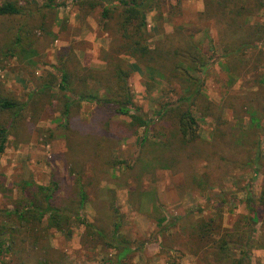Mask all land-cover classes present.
Masks as SVG:
<instances>
[{
    "label": "trees",
    "instance_id": "16d2710c",
    "mask_svg": "<svg viewBox=\"0 0 264 264\" xmlns=\"http://www.w3.org/2000/svg\"><path fill=\"white\" fill-rule=\"evenodd\" d=\"M72 1L79 10L81 26L84 25L87 17L92 15L98 7L103 6L102 23H99V26L102 31L111 33L113 37L106 59V69L97 71L81 66L75 54H71L72 49L68 48L64 51L65 60L59 70L60 78L56 79L48 74L47 78L40 81L34 94L27 101L21 102L7 95L0 85V120H2L0 122V155L4 151L6 138L16 129L17 122L23 119L28 111L32 114L30 119L37 120L40 116L38 105L42 107L38 97L56 86L63 101L62 124L59 128L67 135L68 140V152L64 155V160L70 168V174L75 178L76 192L66 200L65 204H58L61 200L59 194L62 181L54 174L50 176L48 187L36 185L34 182L25 186L22 198L16 201L18 205L14 210L1 211L3 218L12 225L0 222V264H5L2 259L3 236H8L12 247L26 248L31 260L36 256V260L31 264H59L62 259L59 251L49 247L47 252L52 256L48 259V255L43 257L42 248L45 244L47 245L48 233L51 229L70 236L72 233L69 224L73 219L80 222L87 234L101 239L107 249L115 252L114 257L107 259L103 264H125L137 248H133L131 241L119 234L120 216L112 202L103 206L106 215L109 212L117 219L113 223L111 233L95 227L86 220L83 210L88 202V195L83 185V178H86L90 185L94 181L106 180L108 171L121 164L113 159L111 151L117 142L128 138L138 129L144 131L141 149L152 144L155 148L159 145L158 149L161 151L156 157L147 155V150L144 152L137 166L141 174L156 173L159 169L171 171L174 167L180 166L182 160L186 158L187 169L190 172L189 189L205 192L208 188L217 186L222 178L212 180L210 174L199 175L191 169L190 162L195 159H205L209 162L211 155L220 150L247 159V163L240 167L253 169L254 175H262L263 182L258 200L255 201L254 195L249 192L244 201L235 203L234 207L244 205L247 214L239 215L238 221L232 227L223 226L219 213L215 218L201 216V209L187 212L188 215L195 214L198 217L183 229L187 236V241L183 245L184 250L193 257L201 256L200 260L204 264H250L252 251L264 250V165L261 162L259 149V141L264 134V110L261 115L262 123L252 124L245 130L242 127L245 113L236 102L241 98L229 97L227 100L235 104L230 103L226 107L233 111L234 121L223 120L222 110L209 101L202 92L204 84L202 73L209 62L212 64L218 59L225 60L229 72L236 77H242L251 72L249 68L251 62H243L241 57L245 51L254 48L255 43L263 38L264 26L249 25L247 18L255 16L264 7V0H217L205 12L199 14L200 19L212 18L216 21L217 33L223 46V54L214 56L211 60L203 55L191 42L190 36L184 34V31L179 28L165 34L163 40L155 43L154 48L147 45L151 39V28L146 22V15L158 7L160 0ZM32 7L20 5L16 0H0L1 54L14 56L17 50L22 49L38 53L34 47L33 33L36 30L34 26L37 25V28L46 35L50 23H47L44 10L54 11L59 4L56 0H47L43 9L31 11ZM8 25L14 27L12 33V27H7ZM261 56L262 53L257 56V59ZM123 57L133 59L138 67L150 73L152 77L162 78L170 85L178 84L184 93L177 98L175 104L167 103L155 116L148 117L133 101L130 92L132 72ZM256 64L261 65L259 61ZM190 71L201 73V75L195 77ZM76 79V84L80 87L78 89L73 88ZM96 84L104 90L102 97L90 92L92 85L96 86ZM153 85L155 84L148 83L147 86ZM82 103L95 105L91 119L86 124L78 118L77 114ZM247 107L249 111L246 114L252 113L249 116L255 119L257 110L249 104ZM192 108L197 109L202 117H210L215 121L210 142L201 141L198 136ZM116 116L127 117L129 122L114 126L113 119ZM157 122L166 124L160 125V144L150 143L147 136L150 130L155 129ZM33 128L31 127V130ZM39 131L42 132V130ZM47 133L51 138L52 132ZM111 133L120 135L114 144L110 143ZM75 135H78L80 140H77ZM200 144L206 147L202 150L194 149L192 153L188 152L189 148L193 149ZM205 151L211 155L205 154ZM217 156H221L219 160L226 163L224 156L220 154ZM89 166L92 176L85 177L86 168L89 169ZM12 191V186L6 182L3 175H0V194L12 195ZM132 197L133 194L130 202L134 204L133 206L136 205L137 209L138 204ZM159 207L155 197L153 210L156 211ZM258 209L262 214L260 220ZM242 222L243 226L240 225ZM177 223L176 218L168 219L160 227L159 236L162 237ZM258 223H260L259 235L252 245L255 226ZM233 248L240 250L241 256L237 259L230 253Z\"/></svg>",
    "mask_w": 264,
    "mask_h": 264
},
{
    "label": "rangeland",
    "instance_id": "374dc122",
    "mask_svg": "<svg viewBox=\"0 0 264 264\" xmlns=\"http://www.w3.org/2000/svg\"><path fill=\"white\" fill-rule=\"evenodd\" d=\"M20 5L33 6L31 11L43 9L47 0H16ZM110 2L114 0H109ZM217 0H160L158 7L146 15V22L151 28V39L147 42L150 48L155 43L163 40L165 34L179 28L184 34L190 36L191 42L199 48L201 53L211 58L223 54V46L217 33L216 21L207 18H199V14L206 11ZM29 2V4H27ZM59 7L54 11H45L48 33L45 35L35 25L33 50H17L14 56L0 53V85L7 95L18 101L25 102L35 92L41 80L53 75L60 78V68L65 60V49L71 48V54H75L81 66L93 70L104 71L108 50L113 42L111 33L102 31L99 23H102L101 11L103 6L98 7L95 12L87 17L93 26H89L87 19L81 26L80 14L77 6L72 0H56ZM198 5V7H197ZM199 9V11H198ZM77 11L75 20L77 23L70 24V15ZM79 21V23H78ZM35 24L33 22H30ZM202 23V24H199ZM249 25L264 26V7L255 16L247 18ZM12 25V24H11ZM8 25L7 27H10ZM12 27V26H11ZM14 27L11 29V33ZM262 53L261 58L257 56ZM241 57L243 62L250 63L251 72L242 77L231 74L225 60L218 59L204 68L203 94L214 105L222 110L221 118L228 122L234 121L233 111L226 106L230 103L229 97L241 98L236 101L243 109V129H248L252 124L262 123V112L264 110V36L255 43L254 48L244 52ZM128 68L131 69L130 92L136 105L152 118L161 108L167 104H175L177 98L184 92L178 84H167L162 78L147 73L138 67L136 62L128 57H123ZM209 60V61H210ZM94 61V64H93ZM257 61L261 65H257ZM94 65V66H93ZM105 66L104 69H99ZM190 73L199 77L201 73ZM82 73L80 74V76ZM74 81V89L80 88ZM148 83L155 84L152 87ZM150 87V88H149ZM90 92L95 96L102 97L104 90L96 84L92 85ZM258 96V98H256ZM256 98V99H255ZM40 116L37 120L30 119V111L26 112L23 119L16 124L6 138L5 148L0 155V175L6 178V182L12 186V195L3 196L0 194V222L11 226L12 223L3 218L2 210L13 211L16 202L22 198L23 189L31 182L36 185L48 187L52 174L62 181L61 200L58 204L63 205L66 200L76 192L74 185L75 178L70 174V168L65 163L64 155L68 152L67 135L60 129L62 124L61 111L63 101L58 89L53 87L38 97ZM235 104V103H233ZM257 110L255 119L250 118L252 113H247V105ZM94 104L82 103L77 110L78 118L83 123H88L94 111ZM192 114L196 121V129L201 141L210 142L213 137L215 121L210 117H202L200 112L192 108ZM250 115V116H249ZM114 126L127 124L129 119L123 116L114 117ZM2 120H0L1 122ZM155 129L147 133L150 143H161L160 125L156 123ZM31 127H34L31 130ZM39 130H42L39 131ZM52 132L51 138L49 133ZM159 134V135H158ZM120 135L110 134V143L114 144ZM144 136L143 129H138L128 138L117 142L111 151L113 159L121 162L117 167L108 171L107 179L94 181L88 184L83 178L88 195V202L84 207L83 214L88 222L95 227L104 229L106 232L113 231V223L117 221L114 216L103 211V206L109 202L120 216L119 234L131 241L133 248L137 251L127 260L125 264H204L201 256L193 257L183 248L187 241L184 227L193 223L198 215H188V211H201L205 218H215L218 213L221 215L224 227H232L239 218V215L247 214L244 205H237V201H244L249 192L254 195L255 201L259 198L260 187L263 182L261 174L254 175L253 169L240 167L247 163V159L239 158L226 151H216L211 155L210 161L195 159L190 162L191 169L199 175L210 174V179L218 180L217 186L208 188L205 192L189 189L190 172L187 169L186 158L178 167L170 170L159 169L156 173H139L138 161L144 155L151 154L156 157L161 153L158 146L152 144L141 149V140ZM80 140L78 135H75ZM206 145L200 144L193 149L202 150ZM192 148V147H191ZM261 162L264 165V134L259 141ZM218 154L226 158V163L219 160ZM184 156V154L182 155ZM232 161V162H231ZM238 161V162H237ZM237 162V164H234ZM85 177L92 176L86 168ZM208 180V179H207ZM209 181V180H208ZM135 198L136 205L131 204V195ZM137 197V198H136ZM155 197L160 206L154 211ZM108 208V207H107ZM204 208V209H203ZM109 210V208H108ZM111 212V211H110ZM152 217H151V216ZM259 220L262 214L258 209ZM176 218L178 223L160 237L159 229L168 219ZM241 222V221H240ZM243 226V222L240 223ZM71 235L66 236L55 229L48 233L47 245L42 248V255L48 259L47 249L50 247L59 251L62 256L59 264H103L107 259H112L115 252L107 249L103 241L96 236L86 233L85 228L76 220L69 224ZM260 223L255 226L252 245L259 235ZM157 240V242H154ZM4 247L3 261L5 264H31L36 256L29 258V251L25 248H14L8 240V236L2 237ZM140 246V248H138ZM142 246V247H141ZM158 249L159 252H155ZM263 250H253L250 264H264L261 256L256 253ZM234 258L241 256L240 250L233 248L230 251ZM256 256V257H255ZM42 259V257H39Z\"/></svg>",
    "mask_w": 264,
    "mask_h": 264
},
{
    "label": "crops",
    "instance_id": "0c3cea01",
    "mask_svg": "<svg viewBox=\"0 0 264 264\" xmlns=\"http://www.w3.org/2000/svg\"><path fill=\"white\" fill-rule=\"evenodd\" d=\"M197 7H198V5H197ZM198 11H199V9H198ZM76 15H77V11H75V12L73 11V13H71V15H70L71 16L70 17V22L71 23L70 24L74 25L75 23H77L76 20H75V16ZM78 23H79V21H78ZM87 23H88L89 26L95 27L94 25H92V22L89 19H87ZM93 64H94V61H93ZM104 68H105V66H101L99 69H104ZM155 252H159L158 249H155ZM258 255L262 257L261 260H262V262H264V250L261 251V252L256 253V256H258Z\"/></svg>",
    "mask_w": 264,
    "mask_h": 264
}]
</instances>
